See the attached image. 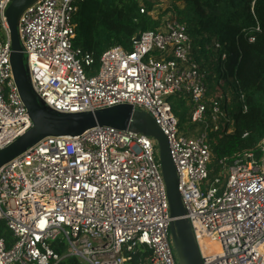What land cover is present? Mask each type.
<instances>
[{
  "label": "built area",
  "instance_id": "1",
  "mask_svg": "<svg viewBox=\"0 0 264 264\" xmlns=\"http://www.w3.org/2000/svg\"><path fill=\"white\" fill-rule=\"evenodd\" d=\"M82 1L35 0L20 13L17 31L34 92L63 113L117 104L147 112L168 141L202 264H264V136L258 155L243 152L213 167L207 131L218 129L223 113L208 93L185 25L166 18L133 36L130 50H104L92 69V55L73 45L72 18ZM10 2L0 0L6 35L0 38V148L32 126L10 65ZM173 94L189 100L190 121L204 125L199 134L180 132ZM155 153L144 134L96 126L45 136L3 164L0 229L10 235L0 234V264H61L67 256L77 264H177Z\"/></svg>",
  "mask_w": 264,
  "mask_h": 264
},
{
  "label": "trees",
  "instance_id": "2",
  "mask_svg": "<svg viewBox=\"0 0 264 264\" xmlns=\"http://www.w3.org/2000/svg\"><path fill=\"white\" fill-rule=\"evenodd\" d=\"M168 1L171 16L185 25L192 40L193 58L205 73L208 93L213 95L217 87L221 90L218 99L225 127L208 136L211 163L229 161L247 151L258 155L264 136V0ZM153 10L152 0H83L72 18L73 45L92 55L95 69L101 53L110 46L130 50L138 32L159 27L162 15L155 18ZM0 38H6L1 30ZM170 98L181 127L190 121L191 104L181 94ZM228 127L230 132H226ZM185 134L195 135L191 129ZM155 158L158 161L157 153ZM63 250V245L57 249ZM138 258L139 254L134 255V261ZM77 263L73 256L61 261Z\"/></svg>",
  "mask_w": 264,
  "mask_h": 264
},
{
  "label": "water",
  "instance_id": "3",
  "mask_svg": "<svg viewBox=\"0 0 264 264\" xmlns=\"http://www.w3.org/2000/svg\"><path fill=\"white\" fill-rule=\"evenodd\" d=\"M34 1L11 0L5 11L13 80L32 126L11 143L0 148V167L45 136H72L96 126H111L144 134L152 138L156 145L158 163L166 187L169 212L173 218L169 224V232L177 264H202L191 225L184 217L185 211L178 191L176 170L169 155L168 141L153 118L147 112L135 109L130 104H117L94 111L58 112L47 107L34 92L25 74L24 52L17 31L20 13ZM137 38L138 33L135 35V39Z\"/></svg>",
  "mask_w": 264,
  "mask_h": 264
},
{
  "label": "rangeland",
  "instance_id": "4",
  "mask_svg": "<svg viewBox=\"0 0 264 264\" xmlns=\"http://www.w3.org/2000/svg\"><path fill=\"white\" fill-rule=\"evenodd\" d=\"M152 1L154 3V10L150 12L152 16L157 18L161 14L162 15L161 22L166 18H174L173 16H171L172 15L171 11H169L172 7H171V4L168 0H152ZM23 64H24L26 77L29 78L28 70H27V60H26V55L24 53H23ZM213 95H215L219 98L221 96V90L218 87L215 88V92L213 93ZM169 101H170L171 107L173 109V106H174L173 104L175 101L171 98L169 99ZM222 113H223V116L220 118V121H218V129L216 131H212V132H218L219 130L224 129V127H225V121H223L224 112L222 111ZM200 126L202 128L199 130ZM188 129H191L194 132V134L197 135L204 129V125L202 123H198V122L184 121L183 124L181 125V127H179L180 132L183 134H185ZM230 131H231V128L228 127L226 132H230ZM210 133H211L210 131H207L208 136ZM211 165L213 167L215 166V164L213 162L211 163ZM210 180H212V175L210 177ZM7 233H8L7 229H5L3 227L0 229L1 235L5 236Z\"/></svg>",
  "mask_w": 264,
  "mask_h": 264
}]
</instances>
